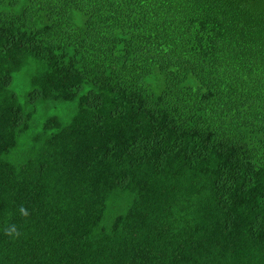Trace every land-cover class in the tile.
I'll return each mask as SVG.
<instances>
[{
	"label": "trees",
	"instance_id": "trees-1",
	"mask_svg": "<svg viewBox=\"0 0 264 264\" xmlns=\"http://www.w3.org/2000/svg\"><path fill=\"white\" fill-rule=\"evenodd\" d=\"M0 264H264V0H0Z\"/></svg>",
	"mask_w": 264,
	"mask_h": 264
},
{
	"label": "rangeland",
	"instance_id": "rangeland-1",
	"mask_svg": "<svg viewBox=\"0 0 264 264\" xmlns=\"http://www.w3.org/2000/svg\"><path fill=\"white\" fill-rule=\"evenodd\" d=\"M25 74L17 75L14 77L12 88L16 93L18 94L19 98H23L24 94L26 92L25 89ZM52 114H57L62 116V119L68 118L70 114H72V105L67 103H60L57 105H48L45 108L42 106H38V110L35 114V127L38 128L40 123L43 121V119Z\"/></svg>",
	"mask_w": 264,
	"mask_h": 264
}]
</instances>
